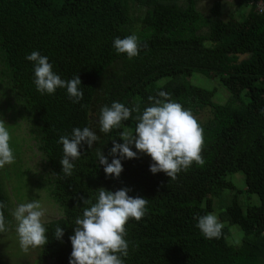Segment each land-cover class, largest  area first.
Wrapping results in <instances>:
<instances>
[{
    "label": "trees",
    "instance_id": "16d2710c",
    "mask_svg": "<svg viewBox=\"0 0 264 264\" xmlns=\"http://www.w3.org/2000/svg\"><path fill=\"white\" fill-rule=\"evenodd\" d=\"M201 1L0 0V86L8 96L0 110L10 112L11 119L29 121L46 168L40 176L21 167L22 141L17 149L18 135L5 123L15 161L0 168V202L6 205L9 231L14 228L13 204L5 180H12L20 202L26 198L23 191L41 188L60 208V217L43 222L48 243L35 248L41 260L69 264L75 219L90 206L82 198L95 203L100 187H127L129 195L148 199V211L125 225V264H264V0H234L237 14L228 18L224 0H214L206 12ZM131 34L139 37L141 48L128 59L117 54L113 41ZM32 51L47 56L62 79L80 76L79 103L72 102L65 88L51 95L37 91L34 63L25 58ZM197 73L216 79L229 99L218 101L217 89L204 87L205 80L193 82ZM159 91L190 109L202 126L205 164L193 163L171 180L164 172L153 174L151 157L138 154L121 158L118 178L106 176L96 150L102 149L111 163L113 140L123 143L119 133L134 131L139 113L133 111L119 129L104 134L99 131L100 109L115 101L130 109L139 105L142 113L152 106L149 96L159 98ZM85 126L100 139L92 149L82 144L72 175L65 176L59 162L63 145L57 141ZM238 173L259 204L239 200L237 178H232ZM215 211L222 233L207 239L196 217ZM57 226L64 229L62 240L54 237ZM233 226L243 232L238 240ZM0 247H6L2 240ZM0 264L23 263L0 249Z\"/></svg>",
    "mask_w": 264,
    "mask_h": 264
},
{
    "label": "clouds",
    "instance_id": "9594fccd",
    "mask_svg": "<svg viewBox=\"0 0 264 264\" xmlns=\"http://www.w3.org/2000/svg\"><path fill=\"white\" fill-rule=\"evenodd\" d=\"M113 47L117 54H126L128 59L139 55L141 42L137 35L124 38L116 37ZM34 63V84L41 94H54L58 88H65L73 103L83 99L80 87L81 78L75 75L65 80L55 73L47 56L32 51L25 57ZM158 97L149 96L152 106L142 113L139 105L130 109L123 103L112 102L100 109L99 131L104 134L119 129L121 123L132 117V112L139 113L135 119L134 131L123 130L119 137L123 143L113 140L109 155L111 163L102 149L96 150L99 164L104 166L106 176L118 178L123 171L121 158H139L138 154L151 157L150 171L155 174L164 172L171 180L177 179L181 171H187L193 163L203 166L204 146L203 128L190 109L171 99V94L159 91ZM100 137L90 127H74L70 135H61L58 143L63 145V156L59 160L65 176H71L74 170L73 161L82 155L79 150L82 144L92 149L93 142ZM10 133L5 121L0 120V168L14 163V150L10 147ZM134 145L136 151L132 150ZM119 154L120 158H116ZM127 187L115 191L99 188L96 202L82 198L84 205L82 216L75 219L74 234L69 237L72 251L69 264H125L123 257L128 255L127 230L125 225L130 218L140 221L147 213L148 199L129 195ZM6 205L0 202V233L7 231L3 209ZM16 221V233L20 248L28 252L30 248L44 247L48 243L47 229L42 222L44 210L39 200L20 203L12 210ZM197 227L207 239L219 238L223 225L212 213L196 217ZM64 229L57 226L54 232L56 239H61Z\"/></svg>",
    "mask_w": 264,
    "mask_h": 264
},
{
    "label": "rangeland",
    "instance_id": "374dc122",
    "mask_svg": "<svg viewBox=\"0 0 264 264\" xmlns=\"http://www.w3.org/2000/svg\"><path fill=\"white\" fill-rule=\"evenodd\" d=\"M224 16L226 18L230 17V15H236L237 14V6L236 4H233V0H224ZM214 3V0H203L200 3V8H202L205 12L207 9H210L212 7V4ZM240 60H243V58L240 57ZM199 77H192V81L196 83H202L203 80V86L209 87V88H216L217 92L219 93L218 101L220 102H226L227 99H229V93L224 87H220L216 79H209L203 76L201 73H197ZM2 87L0 86V109H2V102L5 100ZM28 115V114H27ZM0 120H4L5 123L8 125H11L12 132L17 134L18 137H15L14 142L17 143V149H19L22 141V149H21V158L24 160L21 161L20 164H22L23 169L29 168L32 173L37 172V174L43 175V173L46 172V168L44 167V163H41L42 154L39 151V141L36 140L34 134L31 133V125L29 124V121L22 118V117H16L15 119L10 118V112L4 113L3 110H0ZM7 127V126H6ZM13 163L6 164L5 167H12ZM17 166V165H16ZM2 176H4L2 174ZM237 178V191L239 192V200L241 202H248L252 204H259L260 200L259 197L256 194H251L246 191V183L245 178L242 173H238L234 176H232L233 179ZM33 180V178L31 179ZM5 186L6 191L9 195L10 202L13 204L12 210L20 203H27L31 202L33 200H39V202L42 205V209L44 210V216L42 217V222H46L48 220L54 219L56 217H60L62 214V211H60V208L50 201L49 198L46 196V192L41 188L39 191L32 189L29 192L23 191L26 198H24L21 202L18 199L19 194L15 193L13 191L12 186V180L7 181L5 180ZM231 202H227L226 205H230ZM218 217V211H215V214ZM220 217H218L219 220ZM14 228L11 229V231L7 230L5 233H0V242L2 240V243L5 248L0 247V249L4 252H9L13 255L14 259L16 261L21 262L23 264H55L54 259H48V260H41V254L38 252L37 249L30 248L28 252L20 251V244H19V238L16 233V221L13 218ZM15 230V232H14ZM240 231V232H238ZM14 232V233H13ZM232 232L234 234V237L236 240L239 239L240 235H243V232L239 229L237 226H233ZM7 234V235H6Z\"/></svg>",
    "mask_w": 264,
    "mask_h": 264
},
{
    "label": "water",
    "instance_id": "95a60500",
    "mask_svg": "<svg viewBox=\"0 0 264 264\" xmlns=\"http://www.w3.org/2000/svg\"><path fill=\"white\" fill-rule=\"evenodd\" d=\"M245 56H246V55L243 54V55H241V58H245Z\"/></svg>",
    "mask_w": 264,
    "mask_h": 264
},
{
    "label": "built area",
    "instance_id": "2783aa9c",
    "mask_svg": "<svg viewBox=\"0 0 264 264\" xmlns=\"http://www.w3.org/2000/svg\"><path fill=\"white\" fill-rule=\"evenodd\" d=\"M261 8H262V9L264 8V4H261Z\"/></svg>",
    "mask_w": 264,
    "mask_h": 264
},
{
    "label": "crops",
    "instance_id": "0c3cea01",
    "mask_svg": "<svg viewBox=\"0 0 264 264\" xmlns=\"http://www.w3.org/2000/svg\"><path fill=\"white\" fill-rule=\"evenodd\" d=\"M234 1V0H233Z\"/></svg>",
    "mask_w": 264,
    "mask_h": 264
}]
</instances>
